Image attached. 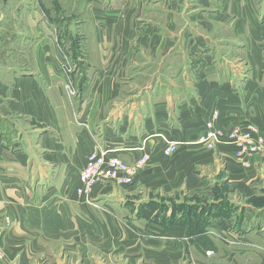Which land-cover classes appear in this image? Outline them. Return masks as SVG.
I'll list each match as a JSON object with an SVG mask.
<instances>
[{
	"label": "crops",
	"instance_id": "crops-1",
	"mask_svg": "<svg viewBox=\"0 0 264 264\" xmlns=\"http://www.w3.org/2000/svg\"><path fill=\"white\" fill-rule=\"evenodd\" d=\"M257 1L0 0V264H264V208L251 205L264 194V159L196 142L213 111L216 127L250 123L264 136ZM70 17L85 51L77 71H61L63 52L75 58L62 49ZM218 28L233 38L217 39ZM217 43L244 62H216ZM149 54L176 71H149ZM162 137L179 142L170 156ZM104 147L127 164L149 159L130 183L81 193V170ZM217 183L234 227L214 222L224 199H184Z\"/></svg>",
	"mask_w": 264,
	"mask_h": 264
},
{
	"label": "built area",
	"instance_id": "built-area-1",
	"mask_svg": "<svg viewBox=\"0 0 264 264\" xmlns=\"http://www.w3.org/2000/svg\"><path fill=\"white\" fill-rule=\"evenodd\" d=\"M217 117V112L213 111L210 118L203 123V132L198 136L197 143L208 147L221 143L230 144L235 147V155L243 163L254 157L264 159V136L255 125L249 123L246 126L222 129L215 126ZM176 148V142L168 143L164 150L165 155H171ZM148 159L147 154H142L133 163L127 164L118 155L106 156L105 153H100L88 159L81 170L79 191L88 193L95 183L111 178L128 184L133 175L147 164Z\"/></svg>",
	"mask_w": 264,
	"mask_h": 264
},
{
	"label": "rangeland",
	"instance_id": "rangeland-1",
	"mask_svg": "<svg viewBox=\"0 0 264 264\" xmlns=\"http://www.w3.org/2000/svg\"><path fill=\"white\" fill-rule=\"evenodd\" d=\"M255 3H259V2L257 0H255ZM149 15H151V13H149ZM11 17H12V15L10 14V16L7 17V19L9 20ZM70 23L72 24L71 25V33L70 34L71 35H75L74 36L75 39L70 35L72 37L70 39V41H71L70 45L69 44H66V42H63L62 49L65 50L66 48L71 47V51L74 53V57L75 58L72 57L71 53L70 54H65L63 52L64 57L62 58L61 61H59V63H60L59 66H61V71H77V68L76 67L78 66L80 68V64L77 63L78 59L80 61V58L77 57V54L85 51L84 48H85V44L86 43H83V41H82V39H84L83 38V35L81 33L79 34V29L76 27V21H74V18L73 17H70ZM214 31L216 32L215 34L217 36V39L219 37L222 38V39H225V38L232 39L233 38L230 35L231 32L228 34L224 30V33H223L221 31V28L214 29ZM63 35L66 38L69 39V37H67V35H65V33H63ZM227 35H229V36L228 37H223V36H227ZM172 46L173 45H171V46L170 45H167L165 52L167 53ZM185 48H186V46L185 45H182V49H185ZM216 48H217L216 50L219 49L218 50L219 54L215 55V58H214L216 62L227 61L229 67H231L232 69L234 68V66H235L236 63L244 62V61L239 60V57H243V54L241 52H237L238 50H234L233 49V46H229L227 48L226 45H221L220 43H217ZM75 52H76V54H75ZM140 52H141V50L139 51L138 54H140ZM138 54H137V56H135L134 60H132V61L133 62L135 61L134 64L137 67L135 71H142L141 69H139L138 66L141 65V64H145L146 62H148V60H144L143 56H139ZM156 55H157V53H156ZM149 56H150L149 57L150 58V61H152V63L150 64L151 67H150V70L149 71H176V69L178 67V64H179L176 61H175V63H172V60L173 59L168 60V61H165V64H164L161 61V58L162 57H160L159 58L160 60H158L157 57H155V59H152L153 56L150 55V54H149ZM171 58H173L172 55H171ZM225 58H228V59H225ZM74 60H75V62L77 64V66H76V64H74ZM184 61H185V63L187 62V60H184ZM159 63H162L163 65L160 64L161 66H159L158 65ZM15 64H17V61L15 62ZM133 70L134 69H131V71H133ZM146 80L147 79L145 78V81ZM144 83L146 84V82H144V80L140 79V80H137V83L136 84L140 85V84H144ZM65 89H66L67 93L70 96L76 95V90L73 88V85L71 83H66L65 84ZM162 140L165 142V146L168 145V143H170V142H176L177 143V146L179 144L178 141L168 140V139H166L164 137H162ZM218 145L219 144H214V145H212L210 147H208L206 145H204V146L207 147L208 149H215ZM139 149L140 150H143V146H141ZM99 150L100 151H98L99 153L97 152L98 154L96 156H98L100 153H105L106 156H113L114 154L111 155V152H114L115 151V149H113V148H107V147H104V148L99 149ZM220 178L221 177H219V179ZM217 196L220 197L221 199H224L223 202H220L221 203L220 207L221 208H223V206H225V207L223 208V212H219V211H222V210H220L221 208L215 210V213H213L214 222L217 221L216 219L219 216L218 223H220V224L223 223L222 225H220L221 227H223V226L228 227L231 224H232L231 227L232 226L234 227V225H238L237 223H234L235 222L234 219L231 220L232 222H228V221L225 220L227 218L226 217V214H229V213L232 214L233 212H236L237 209H236V207L235 208L233 207L235 205H233V206H232V204L229 205L228 201H229L230 198H232V196H230V194L228 193V190L225 187V184L224 183H217L211 189H207L206 191L200 190L199 192H193L192 194H189L188 197H185L184 196V199H187L188 201L189 200H194V201H198V202H204V201L210 200L211 197H213V199H215ZM247 204H251V203H247ZM253 204H255L254 206H256V207H262V208H264V194L262 196H257V198L255 199V201H253L251 205H253ZM182 208H183V205H181V209ZM177 210H179V209H177ZM188 212L189 211H187V214H185V217H186L187 220L189 219V213ZM217 214H218V216H217ZM10 223H11V221L9 219H6V225L9 226ZM194 231H197V229L196 228L193 229L192 232H194ZM198 241H199L198 243L200 245H202L203 247L206 246L208 248H211L210 247V244H209L210 242H207L206 240H204L202 238H200ZM200 248H201V246H200ZM207 253L210 256L212 255L211 252H207ZM208 261H210V264H219L216 259H210Z\"/></svg>",
	"mask_w": 264,
	"mask_h": 264
},
{
	"label": "water",
	"instance_id": "water-1",
	"mask_svg": "<svg viewBox=\"0 0 264 264\" xmlns=\"http://www.w3.org/2000/svg\"><path fill=\"white\" fill-rule=\"evenodd\" d=\"M5 1V0H4Z\"/></svg>",
	"mask_w": 264,
	"mask_h": 264
}]
</instances>
